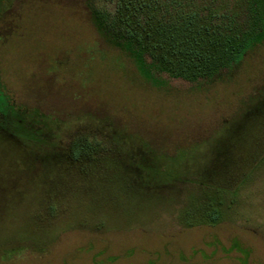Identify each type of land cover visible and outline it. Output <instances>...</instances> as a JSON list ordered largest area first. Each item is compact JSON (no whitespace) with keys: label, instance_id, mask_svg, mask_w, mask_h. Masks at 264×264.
Masks as SVG:
<instances>
[{"label":"rangeland","instance_id":"374dc122","mask_svg":"<svg viewBox=\"0 0 264 264\" xmlns=\"http://www.w3.org/2000/svg\"><path fill=\"white\" fill-rule=\"evenodd\" d=\"M248 1L214 4L231 39ZM108 43L79 0H0V264H264V41L197 82Z\"/></svg>","mask_w":264,"mask_h":264},{"label":"trees","instance_id":"16d2710c","mask_svg":"<svg viewBox=\"0 0 264 264\" xmlns=\"http://www.w3.org/2000/svg\"><path fill=\"white\" fill-rule=\"evenodd\" d=\"M79 1L109 47L137 61L145 71L166 72L191 82L230 72L264 41V0L248 1L250 23L233 39L228 33L237 14L216 13L220 8V4L214 7L216 0ZM144 57L150 60L145 63ZM2 105L0 114L6 119L8 112ZM57 140L45 136L33 142L51 148Z\"/></svg>","mask_w":264,"mask_h":264}]
</instances>
